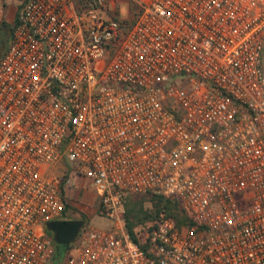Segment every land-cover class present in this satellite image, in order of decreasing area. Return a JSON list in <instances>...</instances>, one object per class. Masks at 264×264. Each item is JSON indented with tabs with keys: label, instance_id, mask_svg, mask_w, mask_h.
<instances>
[{
	"label": "built area",
	"instance_id": "2783aa9c",
	"mask_svg": "<svg viewBox=\"0 0 264 264\" xmlns=\"http://www.w3.org/2000/svg\"><path fill=\"white\" fill-rule=\"evenodd\" d=\"M263 47L264 0H23L0 55V264L52 260L40 228L74 176L110 227L84 224L64 264H264ZM128 194L185 220L160 208L135 240Z\"/></svg>",
	"mask_w": 264,
	"mask_h": 264
},
{
	"label": "rangeland",
	"instance_id": "374dc122",
	"mask_svg": "<svg viewBox=\"0 0 264 264\" xmlns=\"http://www.w3.org/2000/svg\"><path fill=\"white\" fill-rule=\"evenodd\" d=\"M23 0H0V36L7 41L9 40V26L11 25L15 14L17 13L18 9L20 8V4ZM122 12L125 11V6H121ZM127 17H130L129 13L125 14ZM128 19V18H127ZM5 22V26L3 25ZM2 29V30H1ZM7 44V43H6ZM6 45H2L0 48L1 50L5 48ZM0 50V54H1ZM261 66L264 70V47L262 51L261 57ZM95 191L88 187L80 176H74L72 180V184L68 187L66 199L71 204V207L67 209V216L69 218H78L83 219L85 224L94 225L100 228H107L110 227V222L106 220V218L99 216L96 212V198H94ZM136 198H142L143 206L147 209H153L154 205L153 202L150 200L148 196H144L142 194H136ZM83 216V217H82ZM152 220L145 221L142 225L150 223ZM46 227L43 225L41 226L40 230L47 235L45 231ZM49 231V230H48ZM49 234L52 238V232L49 231ZM48 236V235H47ZM53 239V238H52ZM74 247L68 250V253L75 252ZM46 264H64L63 261H58L56 258L46 263Z\"/></svg>",
	"mask_w": 264,
	"mask_h": 264
},
{
	"label": "trees",
	"instance_id": "16d2710c",
	"mask_svg": "<svg viewBox=\"0 0 264 264\" xmlns=\"http://www.w3.org/2000/svg\"><path fill=\"white\" fill-rule=\"evenodd\" d=\"M22 4V3H21ZM20 4V6H21ZM17 19V13L14 17V20L12 21L11 25L9 26V38L12 32V28H13V24L15 23ZM3 25L5 26V22H3ZM2 30V29H1ZM8 37H6V40H4L1 36H0V48L2 47V45H6L4 49H0L1 53L3 54L8 41H7ZM7 43V44H6ZM0 54V55H2ZM144 196H148L150 198V200L153 202V209H147L144 208L143 206V201L142 198H136V194H128L126 199H125V217H126V223H127V227L128 230L130 231L131 235L133 236V238L136 240L135 234H134V227L139 225V224H143L145 221L147 220H154V217L157 215V213L159 212L160 208H164L166 209V211L170 214H172L177 223H181L182 221L185 220V217L181 214V212H179L176 209V202L172 201L171 199L168 198H164L160 195H156V194H142ZM69 207H71V204L69 203V201L65 198V209L63 210V218H68L67 217V209H69ZM83 217V216H82ZM47 235L51 238L49 231L47 229H45ZM52 239V238H51ZM53 245H54V254L53 257L56 258L58 261H63L67 255L68 249H65L64 246L62 248H57L58 246L56 245V243L54 242V240L52 239ZM53 259V258H52Z\"/></svg>",
	"mask_w": 264,
	"mask_h": 264
},
{
	"label": "water",
	"instance_id": "95a60500",
	"mask_svg": "<svg viewBox=\"0 0 264 264\" xmlns=\"http://www.w3.org/2000/svg\"><path fill=\"white\" fill-rule=\"evenodd\" d=\"M84 224L83 219L58 218L52 219L45 227L52 232V238L56 244L68 249Z\"/></svg>",
	"mask_w": 264,
	"mask_h": 264
},
{
	"label": "crops",
	"instance_id": "0c3cea01",
	"mask_svg": "<svg viewBox=\"0 0 264 264\" xmlns=\"http://www.w3.org/2000/svg\"><path fill=\"white\" fill-rule=\"evenodd\" d=\"M23 2V1H22ZM16 15V14H15ZM15 17V16H14ZM13 20H14V18H13ZM8 45V44H7ZM2 54V53H1ZM95 196H94V198H96L97 199V196H96V194H94ZM96 203H97V200H96Z\"/></svg>",
	"mask_w": 264,
	"mask_h": 264
},
{
	"label": "flooded vegetation",
	"instance_id": "af4514ba",
	"mask_svg": "<svg viewBox=\"0 0 264 264\" xmlns=\"http://www.w3.org/2000/svg\"><path fill=\"white\" fill-rule=\"evenodd\" d=\"M58 247L57 248H62L63 246L62 245H58V244H56Z\"/></svg>",
	"mask_w": 264,
	"mask_h": 264
}]
</instances>
